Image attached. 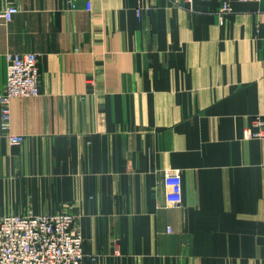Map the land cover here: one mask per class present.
Returning <instances> with one entry per match:
<instances>
[{
	"label": "crops",
	"instance_id": "crops-1",
	"mask_svg": "<svg viewBox=\"0 0 264 264\" xmlns=\"http://www.w3.org/2000/svg\"><path fill=\"white\" fill-rule=\"evenodd\" d=\"M89 3L0 0V94L6 53L39 69L23 141L0 132V216L73 213L80 264H264V0Z\"/></svg>",
	"mask_w": 264,
	"mask_h": 264
},
{
	"label": "built area",
	"instance_id": "built-area-1",
	"mask_svg": "<svg viewBox=\"0 0 264 264\" xmlns=\"http://www.w3.org/2000/svg\"><path fill=\"white\" fill-rule=\"evenodd\" d=\"M191 4L192 0H183ZM261 1V0H248ZM75 8V0H68ZM85 9H90L89 0H84ZM229 6L222 2L219 12L229 11ZM16 8L7 5L0 10V20L8 22L16 13ZM141 8H136L140 15ZM6 82L0 94V132L11 145H18L23 136L11 130L10 101L14 98H29L39 94V69L37 56L33 52L12 53L5 55ZM264 122L260 117L251 121L245 137H263ZM165 185L164 199L168 204L181 202L180 169L163 172ZM170 230L169 227L167 228ZM85 251L82 235L73 213L69 211L54 214H6L0 216V264H80Z\"/></svg>",
	"mask_w": 264,
	"mask_h": 264
}]
</instances>
